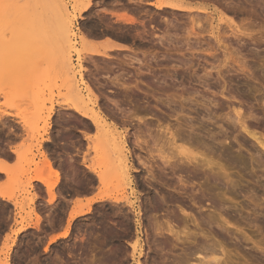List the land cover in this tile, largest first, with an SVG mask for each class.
Listing matches in <instances>:
<instances>
[{
	"label": "rangeland",
	"instance_id": "obj_1",
	"mask_svg": "<svg viewBox=\"0 0 264 264\" xmlns=\"http://www.w3.org/2000/svg\"><path fill=\"white\" fill-rule=\"evenodd\" d=\"M144 1L145 4L134 9L136 6L133 2L134 6H131L130 0H93L92 11L75 17L74 25L78 35L75 41L79 43L77 51L81 54L80 57L76 50L73 52L76 80H81L78 74L81 68L84 80L91 83L95 92L101 90L97 94L101 96V103L105 102L101 104L106 113L105 119L124 137V150L131 162V179L124 181L116 176L115 160L109 151L111 146L104 161L108 166L104 163L100 166L101 155H97L93 148L98 141L87 143L82 136L86 135L85 124L88 126L89 121L66 107L71 94L67 75L62 70L65 47L60 40L63 24L59 14L65 6L73 10L78 0H0V148L20 142L13 165L9 164L10 160L0 161L5 168L0 171L6 176H0V190L10 197L9 200L0 195V264H155L157 259L161 264L167 257L166 253L170 252H161L157 248L149 250L145 229L149 227L148 234L152 239L154 234L146 221L148 216L143 214L144 202L154 195L155 188L167 197V207L173 208L171 217L176 220L173 225L177 230L185 227L187 231L198 233L197 237L206 243L209 240L220 244L210 242L219 251L220 264H264V150L241 126L244 119L235 121L236 111L244 114L241 117L245 118L249 131L264 138V0H183L193 7L207 8L199 17L195 10L190 13L170 9L158 11L151 5L156 0ZM114 7L115 10L127 8L122 11L131 13L133 17L139 14V19L135 17L138 24L117 23L112 18L115 17L113 14L122 11L118 9L115 12ZM139 20H143L144 27L155 35L149 37L151 32L147 33L146 28L147 40L143 36L141 41L134 35L137 27L139 31L144 29ZM80 32L84 36L87 34L85 41L78 38ZM100 32L102 36L104 32L108 36L104 33L105 37L96 38ZM120 33L126 36L125 39L136 37V41H126L120 38ZM109 36L112 40L125 43L114 40L120 46L111 49L107 43L110 39L106 38ZM100 39H105V42L98 43ZM88 43L90 46L85 45ZM93 50L100 53L90 54ZM131 60L136 62L133 67L128 65ZM143 63L151 68L142 66ZM149 69L154 70L161 83L157 82L160 88L156 84L159 101L151 99L152 104L160 107L155 109L158 114L154 113L149 116L150 120H145L153 126L173 127V131L180 123L185 134L195 130L191 134L199 138L200 146L198 144V148L194 146L195 150L191 149L200 155L204 152L215 165L214 173L207 170L211 173L197 180H190L185 174L174 178L189 184V191L195 193L194 196L205 197L202 208L192 203L190 197L180 195L174 189L173 192L165 189L156 180L146 179L150 173L139 160L149 165L153 163L151 165L156 166L154 170L157 166L161 170L163 163L161 159H156L155 154L156 160H153L151 150L140 149L134 144V132L143 131L145 123L138 126L137 119H114L109 108H105L107 98L114 97L116 101L122 98L119 93L121 87H114L110 80L118 78L125 84L137 82L146 89L141 81H144L142 79ZM139 70L145 75L139 74ZM95 81L105 84V87L102 84L104 89L102 86L97 89L99 84L95 86ZM52 108L54 113L49 117ZM190 126L196 129L192 127L193 130H189ZM87 134L90 140L97 137L93 129H89ZM44 142L48 144L45 150ZM35 151H41L43 161H36ZM163 152L167 154L169 149ZM2 156L5 158L4 153ZM49 161L55 164L51 167L46 163ZM89 165L101 167L99 173H105V182L99 180L97 174L88 168ZM57 167L64 170L67 176L61 191L55 190L60 179V173L55 170ZM158 173L160 175V171H155L157 176ZM211 175L215 176V181ZM37 176L55 184L54 200L49 203L50 197L48 206L42 192L33 191L32 179L37 180ZM96 180H99L97 185ZM71 185L80 188L82 194L96 191V197L111 195L121 200L129 199L134 208L111 199L97 201L92 204L90 213L75 218L69 225L73 210L88 203L87 200H77L71 205ZM166 193H171L172 197ZM61 195L65 199L58 202ZM35 199L39 202L37 211L32 208ZM163 214L160 218L167 219L166 212ZM139 220L141 226L138 227ZM32 224L37 226L28 230ZM23 225L27 226L26 230L17 235V230ZM69 226V236L55 242L50 251L45 250L49 238L64 233ZM138 235L143 239V247L134 251L131 246ZM174 249L170 253L173 258L169 257L173 260L183 254V245L179 244ZM160 253L166 256L158 258ZM193 258L195 260L190 263H197V258Z\"/></svg>",
	"mask_w": 264,
	"mask_h": 264
},
{
	"label": "bare ground",
	"instance_id": "obj_2",
	"mask_svg": "<svg viewBox=\"0 0 264 264\" xmlns=\"http://www.w3.org/2000/svg\"><path fill=\"white\" fill-rule=\"evenodd\" d=\"M105 1V0H104ZM129 1V0H128ZM92 2L93 0H78V3H77V6H75V8H73V10H70L69 7L65 6L64 8H62V11L60 12V17H61V22H62V34H60V40L62 41V45L65 47L64 50H63V61H62V70L64 71V73L67 75V80L69 82V86H68V89H69V92L71 94V100L70 102H68V104L66 105V107L74 110L78 115L81 116V118H84L83 120H87L89 121V125L87 126L85 124V127H86V135H83L84 136L83 138L87 141H91L90 143L94 142V140H96V142L98 141V144L97 145H93V148H94V151L97 155H101L100 158H101V163H100V166L102 165V163H104V165L107 163L104 162L107 158L106 155H108V147L109 145L111 146L110 148V152L112 153L113 155V159L115 160V164H114V168L116 169V176L118 179L120 180H129L131 179V167H130V158L128 157L129 155L125 152V146L123 145V135L121 134V132L117 131L116 127L111 125L112 123L108 122L106 119V113L103 112V107L101 108V96L99 97L98 94L101 92H95V90L93 89L91 83H87L85 80H84V75H83V71L81 68L80 71H78V74L80 76V81L77 82L76 80V77H77V74H76V70L77 68L75 67V64H74V60H73V52H76L77 51V44L75 39H77V34H75V31H74V25H75V17H78V15H83L85 13H88L92 7ZM98 2V1H97ZM117 2V1H115ZM115 2H112V3H115ZM120 2V1H119ZM119 2H117L119 4ZM131 2V0H130ZM134 3V5L136 7H133L134 9H136L139 5V7H141L142 4H145L146 2L144 0H133L132 1ZM132 2H131V6H134L132 5ZM99 4V3H98ZM116 4V3H115ZM122 3H120L121 5ZM125 4V3H124ZM129 4V2H128ZM111 5V4H110ZM151 5H153L158 11L161 10V11H164V9L166 10H176L177 11H182V12H194L195 11H198L196 13H198L197 17L200 16V14H204V12L206 11L207 8L205 7H193L192 5H190V3L188 2H185L183 0H156L155 3H151ZM60 6V5H59ZM112 6V5H111ZM113 6H115L113 4ZM125 6V5H124ZM130 6V7H131ZM122 7V5H121ZM127 7V6H126ZM132 8V9H133ZM58 9V8H57ZM110 9V8H109ZM119 9V8H118ZM118 9H116L118 11ZM124 9V8H122ZM122 9L120 8V12L122 11ZM130 9V8H129ZM140 9V8H139ZM106 10V9H105ZM104 10V11H105ZM115 10V7H114V10L115 12H117ZM125 10V9H124ZM122 11V13H115L113 14V16L116 17V21L117 23L118 22H121V23H125V24H130V25H135L136 23L138 24V15L137 16H131V13L130 15L128 13H126L125 11ZM146 10V9H145ZM92 11V10H91ZM103 11V10H102ZM108 11V10H107ZM130 11V10H129ZM132 11V10H131ZM135 11V10H134ZM148 11V9H147ZM141 12V11H140ZM171 12V11H170ZM75 15H74V14ZM93 13V12H92ZM113 13V12H112ZM136 13V12H135ZM72 14L74 17H72ZM111 14V13H110ZM160 14V13H159ZM183 14V13H182ZM185 14V13H184ZM195 14V13H194ZM104 15V14H103ZM101 15V16H103ZM107 15V13H106ZM105 15V16H106ZM150 15V14H149ZM190 15V14H189ZM100 16V17H101ZM141 16V15H140ZM154 16V15H153ZM107 17V16H106ZM135 17H138L135 18ZM148 17V16H147ZM104 18V17H103ZM109 18V16H108ZM113 18V17H112ZM77 19V18H76ZM102 19V18H101ZM141 19V18H140ZM145 19V18H143ZM200 19V18H198ZM99 20V19H98ZM146 20V19H145ZM144 20V21H145ZM154 20V19H153ZM208 20V19H207ZM115 21V22H116ZM140 23L139 25H142V27H144V25L142 24L143 20H139ZM120 23V24H121ZM146 23V22H145ZM168 24V23H167ZM129 25V26H130ZM96 26V25H95ZM102 26V25H101ZM115 26V25H114ZM121 26V25H120ZM112 27V26H111ZM148 27V26H147ZM90 28V27H89ZM106 28V27H105ZM114 28V27H113ZM127 28V27H126ZM135 28V27H134ZM145 28L146 26L144 27L143 30V34L141 31L138 30V27H137V30H135V34L140 40L141 39H144L145 37V40H147V36L145 34H147L150 30L146 28V31L147 33H145ZM149 28V27H148ZM154 28V27H153ZM110 29V28H109ZM133 29V28H132ZM136 29V28H135ZM159 29V28H158ZM79 30V29H78ZM127 30V29H126ZM131 30V28H130ZM92 30H90L91 32ZM133 31V30H132ZM136 31H138L136 33ZM239 31V30H238ZM151 32V35H148L149 37L150 36H153L152 34H154V32L152 33ZM149 32V33H150ZM77 33V32H76ZM94 33V32H93ZM105 33V32H104ZM103 33V36L105 37V35H107L105 33L104 35ZM109 33V32H107ZM92 34V33H91ZM96 33H94L95 35ZM79 37L82 41H85V35L80 32L79 33ZM93 35V36H94ZM110 35V34H109ZM114 35H117V34H114ZM121 36V33L118 34ZM155 35V34H154ZM92 36V35H91ZM96 36V35H95ZM99 36H102L101 35V32L99 33L98 37L96 38H101ZM102 36V37H103ZM108 36V35H107ZM123 36V35H122ZM120 37V38H124V40L127 41V39H130V38H126V36H123V37ZM144 36V38H143ZM90 37V36H89ZM112 37V35H111ZM110 36L109 37H106L107 39H110L107 41L109 45V47L112 49V48H117L119 47V43L117 42H121L120 40L117 41L118 39H114L115 37L113 36V39L117 42H115L114 40H112ZM117 37V36H116ZM93 39V38H92ZM136 39L133 38V39H130V41L132 40V42L136 41L134 40ZM150 39V38H148ZM138 40V39H137ZM143 40V41H145ZM142 41V40H141ZM159 41V39H158ZM161 41V39H160ZM147 42V41H146ZM86 43V42H85ZM121 43H125V41L121 42ZM131 43V42H130ZM145 43V42H144ZM153 43V42H152ZM159 43V42H158ZM162 43V42H160ZM159 43V44H160ZM148 44V42H147ZM151 44V43H150ZM3 45H8V44H3ZM87 46H90V44H85ZM84 45V46H85ZM138 45V44H137ZM94 46V45H93ZM140 46H143V45H140ZM76 50V51H75ZM124 51V50H123ZM108 52V51H107ZM100 51H97V50H93L92 52H90V54H93V55H97L99 54ZM77 54L78 56L81 57V54L79 51H77ZM79 57V58H80ZM78 58V59H79ZM81 59V58H80ZM78 60L79 62V66L82 67V65H80V61L81 60ZM130 61V60H129ZM137 62H139L137 60ZM135 60L131 62H129V66L135 64ZM148 63V62H147ZM97 64V63H96ZM149 64V63H148ZM146 64V63H143L141 64L142 66H147V69L148 68H151L149 67V65ZM77 66V65H76ZM98 66V65H96ZM132 66V67H133ZM99 68V67H98ZM97 68V70H98ZM84 69V68H83ZM139 69V68H138ZM153 69V68H152ZM141 70V68H140ZM139 70V74H144L142 73L141 71ZM89 71V70H88ZM154 71V70H153ZM151 69H149L147 72H149L148 74H146L145 78L142 79L144 81H141L142 84L145 85V88H141L139 86V84L137 82H129L127 83L126 81V84L125 83H121L120 82V79L118 78H114L113 80H110L111 84H113V86H120L121 87V91H119V93L122 95H120L122 98L118 99L117 101L114 100V97L113 99H110L108 100L107 97H105V99L107 100L106 102L111 103L112 105L110 106H114L113 108L110 107L107 103L105 104V108H109V112L112 114L113 117H115L114 119H118L119 117L121 119H126L127 121H131V119L133 120H136L134 121V123L136 122V124L138 123V126L140 123H145V127L143 129V131L141 130H138L137 132H139V134H135L137 132H134V144L136 143V146H138V148H147L149 151L151 150L152 152V157H153V160H156V159H161L163 165L161 166V170H158L159 167L157 166V170H154V167L156 166H152L151 164L153 163H150V165L147 163V162H144L142 161L141 157L139 160V162L142 164V167L144 166L146 171H148L150 173V176L147 177L146 179L147 180H156L160 185L161 187L163 186L165 189H168V190H171L173 192V189L180 192V195H183V196H187V197H190L191 200L193 201L192 203L196 204V205H200V208L204 207L203 206V203H204V198L202 197V195L200 196H194L195 193H190L189 191V184L186 185L187 183L182 179V180H179L178 181L176 179H174L175 177H177V175L181 176L182 174H185L187 175L188 179H200L202 177H205L207 174H209V172H213V170H215V165L213 166V162L207 158V156L204 154V152L202 153V155L198 154L199 152H194L195 148H198L200 146V140L198 137L196 136H193V132L191 131H187V133H190V134H185L184 131H183V128L182 125H177L175 126V131H173V127L170 128L169 126H164V127H161L160 125H157L155 122L156 125H152L151 122H149L148 120H145L146 118H149V116L151 117V115H155L154 113L158 114L157 111H155V109L157 110L159 107L156 105V104H152V101H156L159 99V97L157 96L158 94V91L156 90V84L157 82L160 83V80L157 79V77L154 75V72H153ZM138 74V76H139ZM145 75V74H144ZM148 75V76H147ZM104 76V74H103ZM132 77V76H131ZM95 78V77H94ZM93 78V79H94ZM107 78V76H106ZM112 79V78H111ZM141 79V78H140ZM95 80V79H94ZM98 80V79H96ZM91 81V80H89ZM67 82V83H68ZM97 81H95V86L96 88L98 86H102L104 85L105 87V84L101 83H97ZM92 84L94 85V82H92ZM103 84V85H102ZM161 84V83H160ZM108 85V84H107ZM158 85V84H157ZM82 86H84L82 88ZM114 86V87H115ZM159 86V85H158ZM101 87V88H102ZM103 87V89H104ZM162 87V86H161ZM106 88H109V87H106ZM160 88V86H159ZM98 89V88H97ZM162 89V88H161ZM99 91V90H97ZM103 92V91H102ZM106 92V91H104ZM110 92V91H109ZM116 92V91H115ZM114 92V95H116V93ZM98 93V94H97ZM111 93H113L111 91ZM103 94V93H101ZM118 94V93H117ZM105 95V94H103ZM113 95V96H114ZM106 96V95H105ZM117 97H119V95H116ZM109 97V96H108ZM158 97V98H157ZM111 98V97H110ZM116 98V97H115ZM104 101V99H102ZM159 101V100H158ZM105 103V102H104ZM103 103V104H104ZM124 105H127L126 108L125 107H122ZM106 110V109H105ZM104 110V111H105ZM107 111V112H108ZM108 112V113H109ZM54 113V109L52 108V110L50 111L49 113V117H51V115ZM234 113V112H233ZM232 113V114H233ZM235 114V113H234ZM244 115V114H243ZM241 115L238 111H236V115L237 118L235 119V121L238 119L239 122H241L240 120H243L241 122V126L246 130V133H248L249 136H251L252 138H254V140H256L258 142V144L261 146V148L264 150V138L263 136H258L256 132H253V131H249V129L245 126V118L241 117L243 116ZM230 116V115H228ZM233 116V115H232ZM245 116V115H244ZM111 117V116H110ZM153 117V116H152ZM106 118V119H105ZM231 118V117H230ZM119 119V120H121ZM169 119V117H168ZM229 119V118H228ZM232 119V118H231ZM150 120V118H149ZM191 120V119H189ZM234 120V119H233ZM248 120V119H247ZM154 121V120H153ZM152 121V122H153ZM122 122V120L120 121ZM124 122V121H123ZM147 122V124H146ZM189 122V121H188ZM50 123V122H49ZM128 123V122H127ZM126 123V124H127ZM133 123V122H132ZM150 123V124H148ZM234 123V122H233ZM65 124V123H64ZM125 124V123H124ZM130 124V123H129ZM186 124H189V123H186ZM185 124V125H186ZM9 125V124H7ZM6 125V126H7ZM79 125V124H78ZM132 125V124H131ZM143 125V124H142ZM237 125V124H236ZM136 126V125H135ZM179 126V128H178ZM195 126V125H194ZM194 126H190L191 128ZM93 129L95 132H97V137L96 139H91L90 136H88L87 134V131H89V129ZM141 127V126H140ZM185 127V126H184ZM187 127V126H186ZM189 127V125H188ZM189 129V130H193L192 129ZM88 129V130H87ZM139 129V128H138ZM196 129V128H194ZM244 130V131H245ZM91 131V130H90ZM129 131V130H128ZM141 131V132H140ZM132 132V130H131ZM84 133V131L82 132ZM90 134V133H89ZM195 135V134H194ZM144 136V137H143ZM81 137V135H80ZM127 138V137H126ZM125 138V139H126ZM47 140V139H46ZM180 143V144H179ZM95 144V143H94ZM199 144V146H198ZM69 145V144H68ZM92 145V144H90ZM197 145V146H196ZM202 145V144H201ZM77 146V145H76ZM193 147L194 150H192L191 148ZM146 149V150H147ZM164 149H169V152L167 154H164L165 152H163ZM53 152V151H52ZM150 153V152H149ZM150 153V154H151ZM77 154V153H76ZM134 154V152H133ZM156 156V159H155V155ZM204 154V156H203ZM149 155V154H148ZM231 155V154H230ZM47 156V155H46ZM50 156V155H49ZM91 156V155H90ZM206 156V157H205ZM136 157V155H135ZM158 157V158H157ZM87 158V157H86ZM150 158V157H149ZM11 159V158H10ZM139 159V158H138ZM137 159V161H138ZM147 159V158H146ZM151 159V158H150ZM152 160V159H151ZM2 161V160H0ZM159 161V162H161ZM51 163V161H49ZM53 162V161H52ZM92 162V161H90ZM157 162V161H155ZM47 164L51 165H54L55 163H48L46 162ZM215 164V163H214ZM103 165V166H104ZM3 166H4V163H3ZM6 166V164H5ZM74 166V165H72ZM108 166V165H107ZM220 166V165H219ZM49 167V166H48ZM56 167V166H55ZM88 168H90L91 170H93V172L95 174H97L99 180L101 182H103L105 180V173L104 172H100L99 173V168L101 167H95V165H93V167H90V165L88 166ZM214 168V169H213ZM5 168L2 167L1 165V162H0V170H4ZM218 169V168H217ZM52 170V168H51ZM57 170V169H55ZM207 170H210V171H207ZM155 171H160V175L158 173L159 176H157L155 174ZM53 172V171H52ZM88 172V170H87ZM91 172V171H89ZM210 172V173H211ZM4 173V172H3ZM61 173V172H60ZM65 173V172H64ZM104 173V174H103ZM157 173V172H156ZM214 173V172H213ZM223 173V172H222ZM216 174V173H215ZM68 175V174H67ZM92 175V174H91ZM146 175V176H147ZM214 175V174H213ZM213 175H211L213 177ZM217 175V174H216ZM84 176V175H83ZM145 176V177H146ZM210 176V175H208ZM212 177H209L211 178L212 180ZM215 177V176H214ZM213 177V180L215 179ZM220 176H218L219 178ZM64 178H65V175H64ZM69 178V177H68ZM72 178V177H71ZM96 178V177H95ZM37 180L43 182L44 185L47 186V191H48V194L51 195V199L49 200V203L53 202L54 198H53V188H54V183H48L46 182V180L42 179L41 177H36ZM145 179V180H146ZM181 179V178H180ZM34 180V179H32ZM143 180V181H145ZM91 181V180H90ZM94 181V180H93ZM132 181V180H131ZM215 181V180H214ZM85 182V181H84ZM105 182V181H104ZM147 182V181H146ZM185 182V183H184ZM62 183V182H61ZM78 183V182H77ZM92 183V182H90ZM95 183V182H94ZM97 183V182H96ZM145 184V182H143ZM148 185H152V183H150L149 181L147 182ZM83 185V184H82ZM148 185L145 184V186L148 187ZM90 186V185H89ZM144 187V186H143ZM146 187V188H147ZM66 188V187H65ZM91 188V187H90ZM153 188V187H152ZM67 190V189H66ZM92 190V189H91ZM149 190V189H148ZM153 190H157L158 189H153ZM154 192V195L148 199V201L144 202V211L145 213L144 214V217L145 216H148V223H149V226H150V229L152 230V233L154 235H152L153 239L151 238V235L148 234V230H149V227H148V230H146L145 233H147V235L145 236V238L147 237V245H148V248L149 250H153V248H157V249H160L159 251L161 252H170L172 253V250L175 248V247H178L179 244H182L183 245V254L178 257V254H177V259H170L169 257L173 256V255H170V253H166L167 254V257L166 258H163V263L161 264H191L192 263V260H195V258L193 257H196V261H198L197 263L198 264H220L221 262V258L218 257L217 255H219V251L214 248V244H210L209 240H208V244L206 243V241H203L201 240V237H197L198 233L196 232H190V231H187L184 227V229L182 230H177L176 227H175V224L173 225V221H176V220H173L172 219V215H173V208L171 206L170 209L167 207L168 206V201H167V197H165V194L163 195V192L162 191H158V193ZM78 192V191H77ZM86 192V191H85ZM162 192V195L160 194ZM171 192V193H172ZM76 193V192H75ZM79 193V192H78ZM83 193V192H82ZM170 193V194H171ZM168 196L170 194L166 193ZM0 195L2 196V198H8L10 200V197L7 196L5 193L1 192L0 190ZM53 195V196H52ZM82 195V194H81ZM149 196V195H148ZM171 196V195H170ZM169 196V197H170ZM172 197V196H171ZM114 200L115 202L119 203V202H124L126 203L130 208H134V204L129 200V199H126V200H121V198H113L111 195L107 196V195H101L99 197H96L95 199H91V200H88V203L84 206H78L75 210H73V212L70 214V218L68 220V223L70 225V223L77 217H80V216H83L85 214H88L90 213L91 211V208H92V204L97 202V201H103V200ZM147 199V198H146ZM144 200V199H143ZM182 199H179V201H181ZM66 201V200H65ZM69 201V200H68ZM173 201V200H172ZM170 203V202H169ZM182 203H186V202H182ZM215 203V202H214ZM59 204V203H58ZM171 204V203H170ZM169 204V205H170ZM65 205V204H64ZM183 205V204H182ZM186 205V204H185ZM53 206V205H52ZM213 207V206H212ZM68 208V207H67ZM166 208L168 209L166 210ZM130 211V210H128ZM161 211H164L166 212L165 216L167 217V219L165 218H160L162 215H164L162 212L158 214V212H161ZM131 212V211H130ZM154 214H153V213ZM151 213V215H149ZM52 214V213H51ZM161 214V215H160ZM172 216V217H171ZM50 217V216H49ZM163 217V216H162ZM203 217V216H202ZM146 218V219H147ZM145 219V218H144ZM143 219V220H144ZM204 219V218H203ZM142 220V219H141ZM198 220V219H197ZM54 221V220H53ZM103 221V220H102ZM111 221V220H110ZM180 222L179 223H183V220L180 219L179 220ZM193 221V220H192ZM210 221V220H209ZM108 222V221H107ZM37 225H39L37 223V221L35 222ZM126 223V222H125ZM35 225V226H37ZM105 225V224H104ZM111 226V224H110ZM109 226V227H110ZM137 226H141V222L140 220L137 221ZM185 226V225H184ZM29 227V225H28ZM27 226L26 225H23L22 227L19 228V230H17L16 234H20L22 232H24L26 230ZM70 226L65 230L64 233L58 235V236H51L49 238V242H48V245L46 247L45 250L47 251H50L52 248L51 246L55 243V242H58L59 240H64L66 239L68 236H69V232H70ZM145 228V227H144ZM182 228V226H181ZM202 228V227H201ZM53 230V228H51ZM108 229V228H107ZM198 229V228H197ZM142 230V229H141ZM189 230V229H188ZM199 230V229H198ZM187 231V232H186ZM204 231V230H203ZM190 232V233H188ZM202 232V231H201ZM56 233V232H55ZM119 234V233H118ZM201 234V233H200ZM16 235V236H17ZM49 236V234H46ZM206 237V236H205ZM98 238V237H97ZM87 240V239H86ZM143 240V239H142ZM142 240H141V237H137V241L131 246V248L136 251L138 250V248H142L143 245H142ZM211 240V239H210ZM100 241V240H99ZM151 241V243H150ZM87 242V241H86ZM146 242V241H145ZM213 242V241H212ZM211 242V243H212ZM88 243V242H87ZM93 243V242H92ZM91 243V244H92ZM213 243H217L219 244L218 242H213ZM221 243V242H220ZM110 244V243H109ZM177 245V246H176ZM187 245V246H185ZM216 245V244H215ZM122 246V245H121ZM185 246V248H184ZM211 246V247H210ZM220 246V244H219ZM218 246V247H219ZM117 247V246H116ZM84 248V247H83ZM93 248V247H92ZM121 248V247H120ZM91 249V248H90ZM126 249V247H125ZM129 249V248H128ZM167 249H169L167 251ZM175 250V249H174ZM220 250V249H219ZM91 251V250H90ZM127 251V249H126ZM156 251V250H155ZM177 251V250H176ZM157 252V251H156ZM181 252V251H180ZM223 252V250H222ZM158 253V252H157ZM175 253V252H174ZM155 254V253H154ZM161 256H157L158 258H161L162 257V253H160ZM166 254L164 253V255L166 256ZM50 255V254H49ZM48 255V256H49ZM163 255V256H164ZM169 255V256H168ZM156 256V255H155ZM176 256V255H175ZM208 256H211V257H208ZM103 257V256H102ZM111 258V257H109ZM127 258V257H126ZM151 258V257H150ZM173 258V257H172ZM119 259V258H118ZM122 259V258H121ZM152 260V259H150ZM154 260V259H153ZM158 260V259H157ZM156 260V261H157ZM105 261V260H104ZM108 261V260H107ZM110 261V260H109ZM148 261V260H147ZM156 261L154 262L156 264ZM123 262V261H122ZM153 262V261H151ZM158 262V261H157ZM161 262V261H159ZM158 262V264H159ZM191 262V263H190ZM195 262V261H194ZM227 262V261H226ZM50 263V262H48ZM195 263V264H197ZM224 263V262H222Z\"/></svg>",
	"mask_w": 264,
	"mask_h": 264
},
{
	"label": "crops",
	"instance_id": "obj_3",
	"mask_svg": "<svg viewBox=\"0 0 264 264\" xmlns=\"http://www.w3.org/2000/svg\"><path fill=\"white\" fill-rule=\"evenodd\" d=\"M115 20H117L116 19V17H113ZM97 42L98 43H103V42H105V39H100V40H97ZM19 144H20V142H12V144H10V145H8V146H6V147H1L0 148V160H10L9 161V164L10 165H13L15 162H16V159H17V157H16V154H15V151L19 148ZM46 146H48V144L46 143V142H44L43 143V150H45L46 149ZM5 154V158L2 156V154ZM35 153V155L37 156V158H36V161H43V159H42V157L40 156L41 155V151H35L34 152ZM11 158V159H10ZM55 169H57V171L60 173V179H59V183L57 184V186H56V188H55V190L57 191H61L62 190V186L66 183V181H67V176H66V172L64 171V170H62L61 168H59V167H57V168H55ZM65 172V173H64ZM64 175H65V178H64ZM0 176H4V178L6 177L5 176V174L4 173H2L1 171H0ZM55 179H54V177H53V181H54ZM62 182V183H61ZM96 185L99 183V180H96ZM32 185H33V191H35V192H38V193H41L42 192V194H43V198H44V200H45V202H47L46 203V205L48 206L49 204H48V200L50 199V196H49V194H48V191H47V187H46V185H44L41 181H39V180H33L32 181ZM97 187V186H96ZM71 191H73L72 192V194L70 195V197H71V199H70V201H71V205H73L77 200H91V199H95L96 198V196L98 195V193L96 192V191H94V192H90L89 194H82L81 193V190H80V188H78V187H75L74 185H71V187L69 188ZM79 193H78V192ZM76 192V193H75ZM82 194V195H81ZM65 199V197L63 196V195H61L59 198H58V202L59 201H62V200H64ZM5 201H7L8 203H10V204H12V202H10V201H8V200H5ZM45 205V204H44ZM38 206H39V202L35 199V201H34V204H33V206H32V208H34L35 209V211H37V208H38ZM29 229H35V226L32 224L29 228H28V230Z\"/></svg>",
	"mask_w": 264,
	"mask_h": 264
}]
</instances>
